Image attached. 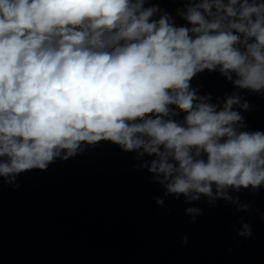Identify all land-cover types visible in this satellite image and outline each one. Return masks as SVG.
Wrapping results in <instances>:
<instances>
[{
	"label": "clouds",
	"instance_id": "1",
	"mask_svg": "<svg viewBox=\"0 0 264 264\" xmlns=\"http://www.w3.org/2000/svg\"><path fill=\"white\" fill-rule=\"evenodd\" d=\"M206 72L232 91L194 87ZM251 94L264 97V0H0V179L14 190L109 143L161 186L157 206L183 197L190 223L202 198L249 213L238 194L264 188ZM252 231L241 218L237 236Z\"/></svg>",
	"mask_w": 264,
	"mask_h": 264
},
{
	"label": "water",
	"instance_id": "2",
	"mask_svg": "<svg viewBox=\"0 0 264 264\" xmlns=\"http://www.w3.org/2000/svg\"><path fill=\"white\" fill-rule=\"evenodd\" d=\"M161 7L175 15V4ZM193 86L214 96L232 91L207 72ZM247 99L249 128L264 129V97ZM137 163L135 153L101 143L21 174L18 189L0 179V264H264V188L238 194L249 213L225 201L210 209L202 198L194 206L203 214L192 224L183 197L155 204L163 189ZM241 218L252 226L248 239L236 234Z\"/></svg>",
	"mask_w": 264,
	"mask_h": 264
}]
</instances>
